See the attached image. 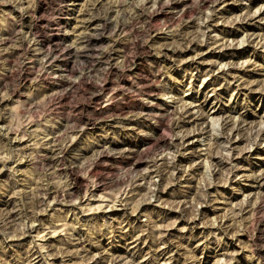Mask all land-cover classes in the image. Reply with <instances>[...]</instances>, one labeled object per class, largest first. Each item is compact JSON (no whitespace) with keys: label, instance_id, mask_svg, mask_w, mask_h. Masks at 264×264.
Wrapping results in <instances>:
<instances>
[{"label":"rangeland","instance_id":"rangeland-1","mask_svg":"<svg viewBox=\"0 0 264 264\" xmlns=\"http://www.w3.org/2000/svg\"><path fill=\"white\" fill-rule=\"evenodd\" d=\"M173 1L0 0V264H264V0Z\"/></svg>","mask_w":264,"mask_h":264},{"label":"bare ground","instance_id":"bare-ground-1","mask_svg":"<svg viewBox=\"0 0 264 264\" xmlns=\"http://www.w3.org/2000/svg\"><path fill=\"white\" fill-rule=\"evenodd\" d=\"M159 1H161V0H159ZM170 1V0H169ZM191 1V0H190ZM223 0H196L195 1V4H196V6L197 7H205V6H207L208 4H210V3H216V4H218V3H220V2H222ZM157 2V1H156ZM174 2V1H173ZM188 2V0H182V1H176V2H174V7L175 8H177V7H179V6H182V16H184L186 13H188V12H190L189 11V8H185L184 9V6L186 5V3ZM193 2V1H192ZM191 3V2H190ZM171 4H172V2H171ZM170 4V5H171ZM193 4V6H195L194 5V3H192ZM154 5V4H153ZM211 5V4H210ZM167 6V5H166ZM165 6V7H166ZM193 6H191V8L193 7ZM160 8V7H159ZM174 8V9H175ZM181 8V7H180ZM194 8V7H193ZM161 9V8H160ZM179 11V10H178ZM181 11V10H180ZM199 11V10H198ZM157 12L156 11H154V10H152L151 12H150V14L148 15L149 16V18H153L154 17V15L156 14ZM181 13V12H180ZM140 15V14H139ZM181 15V14H180ZM249 17V16H248ZM253 17V16H252ZM149 18H147V19H149ZM251 19V18H250ZM102 25H103V23H102ZM179 26V25H178ZM187 27V26H186ZM183 30H182V27L176 32V35L174 34L173 35V37H175V36H177V35H179L180 37H181V32H182ZM183 35V34H182ZM184 36V35H183ZM178 37V36H177ZM176 38V37H175ZM174 38V39H175ZM178 42V41H177ZM137 45V44H136ZM139 46H141V45H139ZM47 47V46H46ZM136 47V46H135ZM142 47V46H141ZM146 47V46H145ZM142 49V48H141ZM178 50V49H177ZM140 51V50H139ZM142 51V50H141ZM158 51H159V49H158ZM107 52V51H106ZM110 52V51H109ZM162 52V51H161ZM147 53L149 54L150 53V51H147ZM159 53V52H158ZM103 54V53H102ZM144 54H145V52H144ZM109 55V54H108ZM125 55V54H124ZM123 55V56H124ZM89 56V55H88ZM147 56V55H146ZM105 57V56H104ZM107 57V56H106ZM109 57V56H108ZM135 57V56H134ZM133 57V58H134ZM149 57V56H148ZM153 57V56H152ZM52 58V57H51ZM100 58V57H99ZM125 58V57H124ZM127 58V57H126ZM132 58V59H133ZM100 62H102V61H100ZM128 62H130V61H128ZM157 63V62H156ZM156 63H155V65H156ZM101 64V63H100ZM139 64V62H138V60H135L134 62H133V64L132 65H138ZM154 64V63H153ZM105 65V64H104ZM157 65H158V63H157ZM118 66V65H117ZM125 66V65H124ZM159 66V65H158ZM114 67H115V65H114ZM122 67V66H121ZM150 67V66H149ZM109 68H111V67H109ZM134 68V67H133ZM143 68V67H142ZM153 68V67H152ZM66 69V68H65ZM98 69V68H97ZM107 69V68H106ZM117 69H118V67H117ZM148 69V68H147ZM67 70V69H66ZM115 70V69H114ZM130 70V69H129ZM157 70V69H156ZM65 71V70H64ZM159 72V71H158ZM158 72H156V73H158ZM155 73V74H156ZM87 74V73H86ZM159 74V73H158ZM149 76V75H148ZM152 76V75H151ZM155 78V77H154ZM148 79V78H147ZM155 80V79H154ZM158 82V81H157ZM101 83V82H100ZM105 83V82H104ZM103 83V84H104ZM153 83V82H152ZM162 87V86H161ZM100 88H101V86H100ZM105 88V87H104ZM97 90V89H96ZM162 90V89H161ZM164 90V89H163ZM155 91H158L157 89H156V87H155V89L153 88V89H151V91H150V94H149V96H147V97H149L150 99H151V102H148V104H143V107H141V108H139V110H138V112H133V111H130V114L129 115H127V116H124L122 119L123 120H127V121H133V123H135V124H142V123H144V121H146V119H147V117L148 116H152V117H155V122H156V124L154 125V129L155 130H157L158 128H162V127H166V125H165V122L166 121H164V118L165 117H167L168 115H169V113H168V111H170V110H173V109H171V107H169V106H167L166 104H164V106H160V102L158 101V97L157 96H155L154 98L153 97H151V93L152 92H155ZM145 92V91H144ZM146 94V93H145ZM156 94H157V92H156ZM155 95V94H154ZM121 103V102H120ZM135 106V105H134ZM123 107V106H122ZM124 108V107H123ZM120 109V108H119ZM106 110V109H105ZM118 110V109H117ZM131 110V109H130ZM127 111V110H126ZM174 111V110H173ZM123 112V111H122ZM121 111L119 112V114H124V113H122ZM104 113V112H103ZM118 113V112H117ZM176 114V113H175ZM183 114H184V112H183ZM186 114V113H185ZM184 114V115H185ZM105 115V114H104ZM173 115V114H172ZM184 115H182V117L184 116ZM181 116V115H180ZM104 117V116H103ZM105 118V117H104ZM116 118V117H115ZM88 119V118H87ZM171 119V118H170ZM86 120V119H85ZM125 120V121H126ZM183 121H184V119H183ZM181 119H180V117H178L177 119H175V121H174V123H173V125H177L178 123L180 124V122L182 123L183 122ZM90 122V121H89ZM92 122V121H91ZM172 122H173V120H172ZM171 123V122H170ZM142 126V125H141ZM169 128V127H168ZM165 129V128H164ZM162 130V129H161ZM166 130H167V127H166ZM258 132V131H257ZM165 133V132H164ZM160 134V133H159ZM186 135V134H185ZM186 137V136H185ZM184 137V138H185ZM183 138V137H182ZM181 138V139H182ZM54 139V138H53ZM143 140V144H142V147H138V148H135V149H127V148H123V146H121V147H119L118 145H115V146H112L111 148L110 147H106L104 144L103 145H101V146H99V148H97L95 151H94V153L92 154V156L90 155V159H88L87 161L88 162H92V161H94V160H98V159H102V158H105V157H108L109 155H111L110 154V152L113 150V151H115V152H112V154H118V155H121L122 153H126L127 152V155L130 157V158H132V159H134V158H136V159H140V156L143 154V152L144 151H146L145 150V148H146V146H148V145H150V146H152L151 148L153 149V147L154 148H156V149H159V150H161V149H163V148H165L166 147V139L165 140H163V138L161 139L160 138V136H156V137H153V136H145V138H143L142 139ZM185 140L186 139H184V142H185ZM168 142V141H167ZM183 142V143H184ZM94 150V149H93ZM143 156V155H142ZM116 157V156H115ZM126 157V156H125ZM52 158H53V155H52ZM61 161V160H60ZM86 161V162H87ZM131 161V160H130ZM95 163V162H94ZM48 164V163H47ZM52 164V163H51ZM130 167L133 169V170H137L138 169V167H139V162H138V160H134V161H131L130 162ZM173 165V164H172ZM166 166V165H165ZM164 166V167H165ZM50 167V166H49ZM68 167H70V166H68ZM74 168V167H73ZM77 168V167H76ZM172 168V166L170 167V166H166L164 169H166L167 171H169L170 169ZM72 170V169H71ZM69 171V170H68ZM157 172V171H156ZM160 174H162L161 173V171H158ZM157 172V173H158ZM159 174V175H160ZM165 174V173H164ZM163 174V175H164ZM170 174V173H169ZM53 175V174H52ZM162 176V175H161ZM72 178V177H71ZM140 178V179H139ZM144 177H143V175H140L139 177H138V180H142ZM166 178V177H165ZM261 179H262V181H264V173L262 174V176H261ZM77 181V180H76ZM73 182V181H72ZM74 183V182H73ZM75 185V184H74ZM74 185L72 184L71 185V187L69 188V189H67L64 193H56V192H53L52 194H50V196L53 198V199H55L56 200V202H58V198L60 197H62L64 200L65 199H70V198H72V195H73V192H75L74 191ZM76 190V189H75ZM39 192V191H38ZM41 192V191H40ZM77 192V191H76ZM47 194V193H46ZM49 194V193H48ZM30 199V198H29ZM37 199V198H36ZM28 201V200H27ZM39 201V200H38ZM41 201V200H40ZM42 203V202H41ZM38 204V203H37ZM27 208V207H26ZM7 213V212H6ZM13 217V214H12V212L10 211H8V214H7V218L8 219H13L12 218ZM178 218V217H177ZM7 220V219H6ZM162 238V237H161ZM160 257V256H159ZM133 262V261H132Z\"/></svg>","mask_w":264,"mask_h":264}]
</instances>
